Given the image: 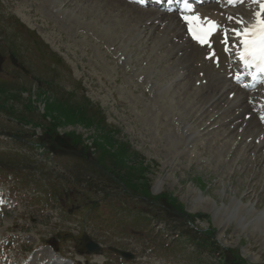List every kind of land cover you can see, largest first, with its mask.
I'll use <instances>...</instances> for the list:
<instances>
[{"label": "rangeland", "instance_id": "rangeland-1", "mask_svg": "<svg viewBox=\"0 0 264 264\" xmlns=\"http://www.w3.org/2000/svg\"><path fill=\"white\" fill-rule=\"evenodd\" d=\"M100 1L0 0V154H15L7 168L19 189L49 203L20 196L4 211L0 258L46 264L43 241L79 257L83 236L102 256L77 264H264V222L251 217H264V148H241L239 131L207 126L215 118L193 107L195 73L172 67L171 43ZM184 120L201 129L188 144ZM57 135L85 157L51 154L41 137Z\"/></svg>", "mask_w": 264, "mask_h": 264}, {"label": "bare ground", "instance_id": "bare-ground-1", "mask_svg": "<svg viewBox=\"0 0 264 264\" xmlns=\"http://www.w3.org/2000/svg\"><path fill=\"white\" fill-rule=\"evenodd\" d=\"M98 1L101 2L100 0ZM103 1L105 2L106 5L109 6L108 7L109 9H111L110 6L118 7L116 9L117 14H115L118 17L126 16V18L129 19L130 21L135 20L136 25H139L140 28H143L142 31L146 30V35H151L152 33H150L149 31L153 30L154 32H158L161 35L159 37L157 33H155L157 35V38H159L158 40L159 43L164 42L166 40H167L166 43H171L170 53L171 54L179 53L178 54L179 58L178 60L176 59L172 67L175 68L176 65L177 66L179 64L182 65L183 69L185 70L184 72L185 75L192 73V75H190L189 78H191L195 73L194 80L197 82V88L194 87L195 89L194 93H199V96L195 101L196 104L195 103L193 104V107L196 108L197 111H201L200 117L203 114L211 113L210 115L215 118V121H213L214 120L213 119L210 122V124L207 126H210L218 122V126L230 128L229 134H231L233 131H237V132L239 131L237 135L241 136L240 138L241 141L237 142V145H239L241 142L244 141L246 146L251 148L252 147L258 148V151L264 148V120L260 119L261 117H264V87L258 88L256 91L253 90V93H251V90H247L245 87H243V83H238V81L234 79L236 75H239V71L234 72L228 59L225 57V54L221 51L219 46L221 43L220 40L218 39L219 34L212 37V48L206 49L207 50L206 54L210 53L211 51H215L217 56L212 60L206 59L203 52L204 50L203 48H200L198 46L194 48L190 47L189 43H191L190 42L191 40L185 38V36L183 35L184 33L182 31V28L184 27V24L182 23V20L178 14H176L175 17H173L161 11H153L150 9L141 11V9H138L135 5L128 4L124 0H103ZM237 1L239 0H235V2ZM104 2H102L103 5H105ZM222 2L225 5H227L229 8H234L235 5L239 3L237 2L230 4L227 3L226 1H222ZM135 9H137V11L140 12L137 13L136 16L134 14H133L134 16L133 15L131 16L129 13H135ZM241 10H238L236 12L232 11V13L230 12V14H224V12L215 13L210 8L199 7L196 8V10H194V13L196 15H199L202 20L204 18H208L221 25H227L228 27H239V25L231 24L227 20V17L233 16L237 19L242 18L244 20L245 25L251 24L254 22L253 12L258 11L259 6L252 4L247 8L242 7ZM143 13H148V15H145ZM165 20L167 21L164 22ZM122 31H124V29H122ZM228 76H230V78H228L229 80L226 79V77ZM176 78L181 79V77L178 74ZM148 79L149 76L147 77V80ZM231 92H234V94L231 98H228ZM236 92L239 93L236 95ZM239 107H241L240 110L237 109ZM244 114H250V115L247 119H245ZM241 117H242L241 121L238 122V119H240ZM218 118L219 121L216 120ZM177 121L178 120H176V123H178ZM180 125H181L180 127L181 133L183 136L186 137L185 141L187 142V144H188L187 139L192 138L194 134L196 135L194 139H196L199 136L198 131L201 129L199 130L195 129V126L187 127V121L185 120L183 125L182 123ZM203 125H205V123ZM199 127L201 126L199 125ZM212 129H216V128H211L210 131ZM228 138L230 139L231 137ZM223 143H225V141ZM227 143L228 144L225 145L228 146L227 149H229L230 148L229 141H227ZM240 147L244 148L243 143L240 144ZM242 154L243 152L240 153L239 155L240 157L239 162H243L245 159L243 156H241ZM256 160L260 162L262 158L259 155H257ZM235 161L236 158L231 159L230 162L231 165L234 164ZM251 193L255 194L254 198L255 196L257 198L259 197L256 195L257 193L255 190V185L253 183H251L250 186L248 187V194L251 195ZM231 210L232 211L230 213V218H233L235 216L236 208H232ZM248 211L250 213L253 212L252 209L250 210L248 209ZM251 217L255 219L254 221H252L254 224H259L264 222V217L261 213L255 212L254 214H252ZM261 231H263V229ZM45 250L48 254L49 263L52 262L55 264H70L69 261H66L64 258H61L56 254H53L50 250L48 249Z\"/></svg>", "mask_w": 264, "mask_h": 264}, {"label": "snow or ice", "instance_id": "snow-or-ice-1", "mask_svg": "<svg viewBox=\"0 0 264 264\" xmlns=\"http://www.w3.org/2000/svg\"><path fill=\"white\" fill-rule=\"evenodd\" d=\"M139 4H144L147 0H136ZM184 5L183 11L186 13L192 12V7L188 0H179ZM227 3L233 4L235 0H226ZM241 3L246 0H240ZM256 3L257 0H252ZM168 3H173V0H168ZM254 22L245 25L244 20L237 19L233 16L227 17V20L233 25L239 27H228L217 22L204 18L199 15H182L181 19L185 22L187 31L192 39L198 42L201 46L207 45L212 48V37L219 34L220 43L224 45L226 55L232 53L233 49L239 48L238 59L242 61L241 69H255L259 73H264V0H259V10L253 12ZM217 56L215 51H211L206 59L212 60ZM241 75H236L234 79L239 81ZM255 79V76H253ZM248 118V117H246ZM264 120V117L260 118Z\"/></svg>", "mask_w": 264, "mask_h": 264}, {"label": "water", "instance_id": "water-1", "mask_svg": "<svg viewBox=\"0 0 264 264\" xmlns=\"http://www.w3.org/2000/svg\"><path fill=\"white\" fill-rule=\"evenodd\" d=\"M56 141H57L60 145H64V146H66V147L69 148V150H67L66 153L79 154V152H77V151L74 150L72 147H70L66 142H63L62 140H59L58 138L56 139ZM85 247H86V249H87L88 251H97V250H98V247H97L94 243H92V242H90V241H88V243L86 244ZM124 255H125V256H128L127 253H124Z\"/></svg>", "mask_w": 264, "mask_h": 264}]
</instances>
